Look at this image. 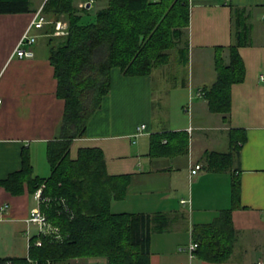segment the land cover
Instances as JSON below:
<instances>
[{"label":"crops","instance_id":"1","mask_svg":"<svg viewBox=\"0 0 264 264\" xmlns=\"http://www.w3.org/2000/svg\"><path fill=\"white\" fill-rule=\"evenodd\" d=\"M47 1L30 0L29 11L0 13V259H7L6 264L28 256L31 240L39 233V226L28 218L40 201L28 182L21 193L13 194L1 181L22 168L24 150L30 152L34 175L49 176L47 145L57 136L65 111L49 59L48 35L42 29L33 31L34 57L14 55ZM95 1L75 0V4L91 3L92 8ZM237 8L246 9L251 25L250 43L239 47L245 79L232 86L230 112L214 113L198 91L216 81L218 49L225 63L230 61ZM59 20L68 24L64 17ZM186 40L189 62L182 83L174 74L178 68L169 62L140 76L113 69L111 91L93 114L87 136L74 140L71 155L75 158L80 147H100L110 174L130 175L126 196L114 199L112 210L150 216V264H264V0H190ZM179 88L184 90L181 105L187 102L183 107L188 117L171 112V98ZM143 124L146 128L140 132ZM234 129L246 133V141H238L239 150L231 142ZM164 133H179L177 143L152 147L153 135ZM214 151H232L231 165L211 170L207 154ZM195 164L203 167L192 174ZM234 175L241 179V199L232 209ZM228 209L236 232L229 260L215 263L191 255L193 226L212 223ZM60 263L106 264L107 259Z\"/></svg>","mask_w":264,"mask_h":264},{"label":"trees","instance_id":"2","mask_svg":"<svg viewBox=\"0 0 264 264\" xmlns=\"http://www.w3.org/2000/svg\"><path fill=\"white\" fill-rule=\"evenodd\" d=\"M29 10L30 0H0V13ZM43 13L50 21L42 34L48 35L57 94L65 100L58 134L47 145L50 174L34 175L30 152L24 150L22 168L1 184L13 194L21 193L25 182L33 193L44 184L40 207L60 229L61 238L43 234L32 238L28 256L9 261L55 264L103 257L106 264H150V216L112 210V201L126 196L130 175L110 174L100 147H80L75 158L71 147L75 139L87 136L93 114L111 91L113 69L127 76L147 75L170 62L174 50L182 53V61L189 62L185 36L190 24V0H106L94 15L87 5L76 6L75 0H48ZM245 13V8H237L234 13L236 41L229 47V63H225L220 49L216 53L217 78L205 90L214 113L230 112L232 86L245 79L246 68L239 52L240 46L250 43L251 25ZM62 17L68 22L67 34L57 36L55 22ZM178 134H155L152 147L156 143L164 148L177 143ZM238 141L244 143L246 133L234 129L231 142L239 150ZM207 159L211 170L226 169L233 153L209 152ZM232 199L233 209L241 199L238 175L233 178ZM232 209L224 210L212 223L193 226V242L198 244L194 254L198 258L215 263L229 260L236 240ZM39 237L42 244L36 245ZM7 261L0 259V264Z\"/></svg>","mask_w":264,"mask_h":264},{"label":"built area","instance_id":"3","mask_svg":"<svg viewBox=\"0 0 264 264\" xmlns=\"http://www.w3.org/2000/svg\"><path fill=\"white\" fill-rule=\"evenodd\" d=\"M50 21L48 18L45 16L43 13V9L40 8L38 10L27 28L26 32L20 39V42L15 50L16 56L20 58H32L35 56L34 50L31 48L36 40H37V35L33 32L34 30H40L44 27L45 24L49 23ZM67 28L68 24L65 22H62L61 20H58L55 22V34L57 35H65L67 34ZM261 79L264 80V73L261 75ZM206 91L204 88H200L198 91L199 96L205 97ZM2 103V99L0 98V104ZM146 128V125L143 124L138 127V130L141 132ZM203 166L201 164H195L192 167L191 173L192 174H197L200 169ZM45 185L43 184L36 192V197L38 198L39 201L42 200V191ZM28 222L37 224L39 226V233L38 236L44 235V236H51L56 239L61 238V233L60 229L57 226H54L48 219L47 215L42 211L41 207H35L32 209L31 214L28 218ZM36 245H41L42 244V239L39 237L38 240L35 243ZM198 244L196 242H191L188 246V250L191 255L194 254V250Z\"/></svg>","mask_w":264,"mask_h":264},{"label":"rangeland","instance_id":"4","mask_svg":"<svg viewBox=\"0 0 264 264\" xmlns=\"http://www.w3.org/2000/svg\"><path fill=\"white\" fill-rule=\"evenodd\" d=\"M106 0H96L93 4V7L91 8V14L94 15L95 11L100 8L101 6H103L105 4ZM182 53L180 51H173L171 54V59L169 62V66L172 67H177L178 70L174 73L176 78H177V82L179 81L180 83H182L184 80H186V76H187V71H188V64L185 63L184 61H182ZM184 90L179 88L177 91H175V93L173 94V97L171 98V112L173 115H178L179 113L183 114L185 117H188V112H186L184 110L183 105L186 104L187 102H184V104L181 105L182 101L184 100ZM188 106V104H187ZM56 264H61L56 263Z\"/></svg>","mask_w":264,"mask_h":264},{"label":"water","instance_id":"5","mask_svg":"<svg viewBox=\"0 0 264 264\" xmlns=\"http://www.w3.org/2000/svg\"><path fill=\"white\" fill-rule=\"evenodd\" d=\"M90 6H91V3H88V4H87V7L90 8Z\"/></svg>","mask_w":264,"mask_h":264}]
</instances>
